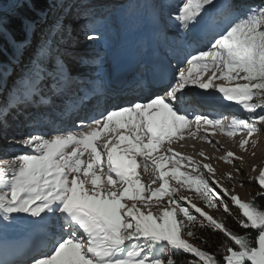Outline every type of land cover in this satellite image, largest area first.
<instances>
[{"label":"snow or ice","instance_id":"snow-or-ice-1","mask_svg":"<svg viewBox=\"0 0 264 264\" xmlns=\"http://www.w3.org/2000/svg\"><path fill=\"white\" fill-rule=\"evenodd\" d=\"M173 11L177 26L192 38L191 50L185 49L175 65L169 61L171 75L161 76L158 88L138 80L129 92L150 90L124 102L111 89L92 90L96 103L87 117H78L79 125L72 122L75 131L57 130L51 138H45L48 133H29L21 141L29 151L16 155L7 169L0 167V223H21L42 237L27 264H180L176 254L192 257L184 264H264V206L224 188L210 164L163 148L174 139L183 141L193 125V136L201 133V124L232 137L246 132L240 142L244 149L264 130L259 127L264 125V2L242 9L233 0H179ZM56 47L49 28L18 82L13 81L9 100L22 103L29 120L52 111L60 99L58 91L69 82L75 84L74 70L66 71L56 62ZM6 72L0 66V90ZM214 80L232 86L216 85ZM189 85L213 89L241 106L247 117L233 116L225 126L220 114L199 110ZM85 99L81 96V103ZM102 133L114 134L116 142L98 143ZM202 138L213 143L207 130ZM222 159L232 163L243 158L227 152ZM186 166L198 175L181 171ZM140 169L150 172V184L142 182ZM236 171L242 173L240 168ZM169 178L193 189L207 207L223 211L241 231L177 196L179 188ZM255 182L256 196L264 199V169ZM153 200L164 204L162 212L152 211ZM129 201L143 202L144 207ZM205 230L222 237L215 250H209L212 242L203 235ZM201 243L204 247L198 246Z\"/></svg>","mask_w":264,"mask_h":264},{"label":"rangeland","instance_id":"rangeland-1","mask_svg":"<svg viewBox=\"0 0 264 264\" xmlns=\"http://www.w3.org/2000/svg\"><path fill=\"white\" fill-rule=\"evenodd\" d=\"M21 1L22 0H6L3 3L1 2L0 11L3 9H6V11L13 10L16 8V6L19 3H21ZM161 1L162 0H144L145 15L148 16L147 24H148V29H149L148 30L149 39L151 42L148 44L149 49L148 47L146 48H143L141 46L136 47L137 46L136 37H134L132 33L128 30V28L126 27L127 24H126L125 17L119 12L118 13L110 12V10L112 11L115 9V6H117L116 3H118V5H123L127 2V0H60L61 2L60 6L62 8L57 14L58 21L56 23H54L53 19L50 18L51 16L48 10L42 12L41 17L39 19L31 22L30 26L32 30L27 35L26 43L23 44V46L21 47L17 46L15 48V58L16 59L10 66H8L7 69H9V71L4 73V85L5 86L2 90H0V132H3L5 130L7 134L9 130H13L15 128L14 123L17 119H19L20 117L24 118L25 116H27L23 111L24 106L22 103L11 102L9 100L12 94L11 92L10 93L8 92L9 90L7 91L8 92L7 94L6 89H8L10 86L8 84H13V81L18 82L16 78L18 77V75H20L24 71V68L28 64L29 56L34 51L36 44L40 41V37L43 36V33H45V30L47 29L49 30V28L52 29V34L53 36H55L58 42V47H56L55 51L60 53V55L56 56V60L60 62L59 64H64L65 70H67L69 67L71 68V66L70 65L67 66L66 64L67 62L65 61V56L63 57L61 55V52H65L64 43L66 42L68 43V39H67L68 37L67 35H65V33H67L68 31L66 32L65 30L66 25L64 23L69 22V21L74 22L73 21L74 19L75 21L79 19V14L81 15L82 13L80 12L75 13L74 10H77L78 8L81 7L82 9H84L82 10V12H85V13L87 12L89 14H92L94 12H97V10H100L99 12L100 14H98V18L96 15L95 18L92 17V19L84 23L83 22L81 24L78 23L79 24L78 29L79 27L84 28L88 23L91 22V20L92 22L96 20L95 22H93V23H96L97 19H102L103 15L106 12L107 14L111 13L110 15H112L113 13L114 14L112 15L114 16L113 18L109 19L107 17L106 19H104L105 21L104 20L102 21L103 24H105L104 22H106L107 25L104 28H101V30H99L100 31L99 36L101 38L98 41V43L97 44L95 43L94 45L99 46V48H108L111 46V48L113 47L114 50L121 52L120 53L121 56L119 54L113 55L114 56L113 65L115 66L112 65V67L114 68L121 67L122 61H125L128 63V60H129V57L127 56L128 53L130 55L133 54L134 56L136 55L135 53H137L138 56L143 57V60L146 62V59L148 58L153 59V57L156 55L155 53L158 50H160V48H157L155 46V42L157 43L158 40L161 42L162 40V44L165 43L166 47H169L167 45L168 42L166 41L168 38V35L172 34L174 31H175L174 35H178V32H182L185 35L187 34L185 33L186 32L185 30L177 26L174 20L175 13L173 9L175 8V6L173 7L170 4H164ZM86 3L90 4L91 6L86 8L85 7ZM176 3L178 5L179 0H176ZM71 4L73 7L71 6L70 8ZM74 5L76 6L74 7ZM109 5L111 6L109 7ZM69 8H70V11H69ZM65 16H67V20H63ZM149 20L153 22L152 25L149 23L150 22ZM169 25H172L173 28H175L173 29L174 31H172L171 29H167ZM158 34L160 35V37H158V40H157ZM176 37L178 38V36ZM82 40L83 39L81 37L78 41V45H77L79 48L78 51L80 53H88V54L93 53V52L90 53L89 51L88 52L83 51V49L80 46V42ZM173 40L174 39L170 40L171 43L173 42ZM177 40H178V43L182 45L183 42L187 41V36H184V38H181L180 42H179V39ZM49 43H51V38L49 39ZM172 46L173 45L170 46L171 47L170 49H172ZM18 49L23 51L24 53L23 56L19 55L17 51ZM162 49L168 52V50L165 49L164 47ZM184 49H187V48H184ZM175 50L176 49L173 48L172 52L174 51L175 57L179 58L180 56L177 55V52ZM182 50L180 47V51ZM117 51H114V52H117ZM142 53H145V54H142ZM156 57H158V55H156ZM88 62H91V61H88ZM110 64L111 63H109V65ZM76 67L77 65L75 67H72V69L76 73L75 76L77 77H80V76L81 77H86V76L92 77L93 75H95L94 70L96 68L93 69V67L89 66V69H87L86 67L85 68L86 70L80 71L76 69ZM104 68L105 67H103V69ZM209 75H211L210 72L205 73L203 78L207 79ZM213 82L216 85L232 86L223 80H214ZM239 83H243V82H239ZM67 87H69L68 84L65 88ZM191 88L195 89L201 94L206 95L207 98L209 99H213V97H215L214 98L215 104H219V101L217 100L218 98L220 100H223L225 103H230L234 106L239 107L240 110L237 111L239 113L237 114L239 118H246L248 115L247 112L243 110L241 106L236 105L234 102H230V101L223 99L222 94L214 91L213 89L201 90L198 87L193 86V85H191ZM259 127L264 129V125H260ZM16 130H18V128ZM194 130H195V126L193 125L190 131L188 130L185 131L184 133L185 139L183 141L174 139L170 145L166 143L163 146V148L171 147L173 151L181 153L185 157H191L193 160H195L196 162L200 164H210L215 170L214 171L215 180H217L224 188H227L229 189V191H232L233 194L239 195L240 198L243 199L244 201H251V199H253L255 194L259 191V187H258V184L255 182V178L258 176L260 170L264 169V152L261 153L262 149L264 151V130L254 134L253 137H251L249 144L246 146V149L240 147V142L247 138L246 132H239L235 137H232V136H228L227 134L223 133L219 128L207 126L203 124H201V133H198L195 136H193L191 132ZM205 130H207L210 140L214 141V143L218 142V144L220 145V149L222 150L213 148L208 140H205L202 138V133ZM18 131H21V130H18ZM121 132H123L124 134H128L126 131L121 130ZM3 139L7 140L6 137H4ZM16 143L21 144L19 142H16ZM196 147L200 148L198 152L194 151ZM163 148L161 149V152H163ZM6 149L10 150L8 154L14 153L15 156L19 154H25L29 151L28 149H25L19 146L15 147L14 149H11L9 147H7ZM227 152H232L235 154L236 157H242L243 159L242 160L235 159L234 162L232 163L225 162L222 159V157ZM201 153H203V155H201ZM1 156H4V155L1 154ZM84 159L85 160L88 159L87 154H85ZM10 160H14L13 157H10ZM13 163L14 162H11L7 165H3V167L7 169ZM170 166L171 165H169V167ZM253 167L255 168V171L252 170ZM237 168L242 169V173L237 172L236 171ZM192 170L193 169L190 166L181 168V171H185V172L192 171ZM139 172H140V177L142 179V182L146 184H150L151 183L150 172H145L143 171V169H140ZM229 173L231 174L232 178H229V175H228ZM205 174L209 178L213 177V174L207 173L206 171H205ZM169 180H170V184L173 187L179 188V191L176 194L177 196L186 197L187 200L191 201V203L196 204L198 207L203 208L206 212H208L210 215L214 216L218 220H223L225 222L226 215L223 211L207 207L205 204L201 202L199 196L196 193H194L192 190L186 187H181L172 178H169ZM253 181L255 183H253ZM239 182H243V186H241V183ZM151 187L153 188L158 187V184H151ZM167 199L168 198L166 197L165 200ZM128 203L129 204L136 203L137 207H140V206L144 207L143 202L129 201ZM163 207H164V204L162 202H157L155 200L151 202V209L154 213L162 212ZM20 216L22 218H26L27 214H20ZM9 225H10L8 228L10 229L9 235L7 237L2 236L0 238V260H3L2 259L3 257L1 256L2 255L1 252L3 251L7 252L9 251V248L11 247L12 252L7 256L15 258L18 252V247L20 248V246H23V256L21 257V259L24 260V263H19L20 261H18V259H14L13 261H11V264H27L30 257L34 254V249L37 246H39L40 243L42 242V237L32 232L27 227L23 226V224L21 223H11L10 222ZM35 243L39 245H35Z\"/></svg>","mask_w":264,"mask_h":264},{"label":"trees","instance_id":"trees-1","mask_svg":"<svg viewBox=\"0 0 264 264\" xmlns=\"http://www.w3.org/2000/svg\"><path fill=\"white\" fill-rule=\"evenodd\" d=\"M5 1L6 0H0V3ZM161 2L164 4H170L173 7L178 6L176 0H162ZM262 2H264V0H233V3L242 9H247L250 5L259 6ZM60 4V0H22L15 9L8 11L3 9L0 11V66H2V68L7 69L8 66L15 61V48L17 46L21 47L26 43L27 35L32 30L30 26L31 22L39 19L42 12L48 10L51 16L50 18L53 19L54 23L58 21L57 14L62 8ZM115 12H119L125 17L127 24L126 27L132 35L137 38V40L141 39L145 35L147 31L146 20H148V16L145 15L144 0H127L125 4L117 7ZM47 31L48 29L45 30V33ZM41 39L42 37H40V41ZM42 58H44L45 62H47L46 57L42 55ZM7 71H9V69H7ZM8 85L11 87L9 86V88L6 89L7 94L8 92L10 93L14 90L12 88V84ZM188 172L192 175H198V173L193 170ZM253 183L255 182L253 181ZM190 190L195 193L193 189ZM253 199L256 200L258 207L264 206V199L257 197L256 194ZM253 199H251V201ZM200 200L203 204H205L201 198ZM9 223L10 222L0 223V237L7 236L10 233V229H8L10 226ZM225 223L228 227L235 228L238 232L241 231L227 216ZM197 234L200 235V232L198 231ZM251 234L252 233H249V235ZM203 235L212 242V247L209 250H215L216 242L222 239L221 236L213 234L211 230H205ZM198 246L204 247L202 243ZM220 251L222 254L223 250L221 249ZM174 258L179 260L180 264H184L185 259H192L190 255L185 257L178 254H176Z\"/></svg>","mask_w":264,"mask_h":264},{"label":"bare ground","instance_id":"bare-ground-1","mask_svg":"<svg viewBox=\"0 0 264 264\" xmlns=\"http://www.w3.org/2000/svg\"><path fill=\"white\" fill-rule=\"evenodd\" d=\"M73 4V3H72ZM72 4L70 5V8H71V6H72ZM78 5V4H77ZM79 6V5H78ZM73 7V6H72ZM70 8H69V11H70ZM82 10H84V9H82L81 7L80 8H78L77 10H74L75 11V13H77V12H80V13H82L81 15L79 14V19H77L76 21H75V19L73 20L74 22H65L64 24L66 25L65 26V28H66V32L67 33H65V35H67V39H68V43L66 42V43H64V48L66 49H64V51L65 52H61V55L64 57L65 56V61L67 62H65L66 64H67V66H71V69H72V67H75L76 65H78L79 63H82L80 60H84L85 62L84 63H86V62H88V61H92V60H94L95 62H98V60L100 59V57L99 56H97V54H99L101 51H97L98 49L97 48H95V49H93L94 51H89L90 53L91 52H93V53H91V54H88V53H80L79 51H78V41H79V39L81 38V37H83L84 36V34L86 33V29L88 28V26H89V24L90 23H93V22H95L96 20H94L93 22H92V20H91V22L90 23H88L84 28L83 27H79V29H78V26H79V24H81L82 22L84 23V22H86V21H88V20H90V19H92V17L93 18H95V16L97 15V18H98V14H100L99 12H100V10H97V12H94V13H92V14H89V13H85V12H82ZM73 11V12H74ZM70 13V12H69ZM63 20H67V16H65L64 17V19ZM68 20H69V18H68ZM79 23V24H78ZM77 24V25H76ZM72 37H73V39H72ZM166 44L165 43H163L162 44V40H161V42H160V44L158 45V43H156L155 42V46H159L158 48H161V50H162V48H163V46H165ZM168 45V44H167ZM171 46V45H170ZM169 46V48H171ZM174 48V44H173V46H172V49ZM157 49V48H156ZM177 53H178V51L177 50H175ZM121 52H114V51H110V53H109V57H108V59H106V61H109V60H112V65H113V61H114V54H119L120 56H121V54H120ZM134 53V52H133ZM126 54H127V52H126ZM132 54V53H131ZM136 55L134 56L133 54L132 55H130L129 53L127 54V56L129 57V60H128V66L129 67H138V68H141V64L143 63V62H145L144 60H143V57H141V56H138V54L137 53H135ZM156 55H158V51L155 53ZM172 54H173V56L175 57V53H174V51L172 52ZM156 55L153 57V59H151V58H148V59H146V66H148V67H150V64H152V62H154L155 61V58H157L156 57ZM81 56V57H80ZM123 56H125V55H123ZM136 56H138L137 58H136ZM79 57H80V59H79ZM179 58H181V56L179 57ZM123 60H124V58H123ZM58 61V60H57ZM74 61V62H73ZM140 61V62H139ZM166 62H167V60H165ZM148 62V63H147ZM166 62H163V64H162V67H166L167 66V64H166ZM60 63V62H59ZM76 64V65H75ZM91 66V67H93V69L94 68H96V66H93V65H90V62H88L86 65H85V67H87V68H89V66ZM168 65H169V62H168ZM113 66H115V65H113ZM90 67V68H91ZM114 68V67H113ZM77 69V68H76ZM68 70V69H67ZM66 70V71H67ZM141 70V69H140ZM172 69L170 68V71H171ZM88 71V70H87ZM95 73V72H94ZM85 76H86V74H85ZM86 77H88V76H86ZM86 77H77V76H73V81H75V84H73L72 82H69L68 83V86L69 87H67V88H64V91L63 92H59L58 91V95L60 96V99L59 100H57L56 101V104H55V107H54V109L53 110H55V111H57V112H61V113H63V112H65V109H64V107H63V105H65V104H67V103H69V104H73L75 101H77V100H79V99H81V96H84V93H85V90H86V88H88L89 86H92L91 84H88V83H86V82H88V80H86L85 78ZM193 92H192V90H191V94H192ZM209 102H212V103H214L215 104V101L214 100H212V101H209ZM217 108V109H216ZM216 108H212L213 110H215L216 112H220V111H222L223 110V108H221V107H216ZM46 113L47 112H45L44 113V115L43 116H45L46 115ZM22 120H23V118H20L19 120H16L15 121V128L17 129L18 128V130H21V131H24L25 130V126H23V124H22ZM36 121V120H35ZM18 130H16V131H18ZM6 134V131L4 130L3 132H0V153L1 154H3L4 156H1L0 155V158H3V157H5V156H7L8 155V157L7 158H9V156H10V154H8L9 152H10V150H8V149H6L8 146H6V147H4V143L7 141V140H4L3 138H4V136H3V134ZM27 135H25V137H26ZM112 138H111V140L115 143L116 141H115V136L114 135H112L111 136ZM101 139H102V142H99L100 144L101 143H105L106 141H108V140H110V139H108L107 138V136H102L101 137ZM212 141V140H211ZM213 143H210L211 145H212V147L213 148H215V149H218V147H219V149H220V145L218 144V147L217 146H215V143H214V141H212ZM24 147L22 144H18V143H16V144H13L12 145V147L10 146L9 148H11V149H14L15 147ZM26 148V147H25ZM199 149L200 148H195V152H198L199 151ZM224 149V148H223ZM193 150V149H192ZM264 151H263V149H262V151H261V153H263ZM1 166H3V164H0ZM140 208H143V207H141L140 206ZM37 242V241H36ZM41 244V243H40ZM35 245H39V244H37V243H35Z\"/></svg>","mask_w":264,"mask_h":264}]
</instances>
